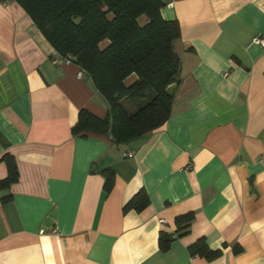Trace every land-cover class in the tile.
Instances as JSON below:
<instances>
[{"label": "crops", "instance_id": "obj_1", "mask_svg": "<svg viewBox=\"0 0 264 264\" xmlns=\"http://www.w3.org/2000/svg\"><path fill=\"white\" fill-rule=\"evenodd\" d=\"M160 13L180 30L170 115L115 142L73 133L80 111L104 119L108 101L17 2H0V159L18 172L0 191V264H264V0H166ZM140 190L148 206L124 210ZM199 239L220 254L193 257Z\"/></svg>", "mask_w": 264, "mask_h": 264}, {"label": "trees", "instance_id": "obj_2", "mask_svg": "<svg viewBox=\"0 0 264 264\" xmlns=\"http://www.w3.org/2000/svg\"><path fill=\"white\" fill-rule=\"evenodd\" d=\"M38 27L45 39L63 58L75 63L94 87L108 101L104 119L80 111L73 133H109L115 142H126L161 127L170 115L172 96L167 86L180 83V60L173 50L179 38L177 21H166L161 9L166 0H14ZM5 2V0H0ZM80 18L78 25L72 19ZM131 75L135 80L127 85ZM122 101L135 108L128 111ZM125 102V103H126ZM0 161L7 169L0 181V191L17 181L14 159L5 154ZM104 190L113 185V172L104 171ZM8 196L1 198L6 201ZM149 204L140 190L124 210L143 211ZM193 214L176 218L177 234L190 226ZM171 239L162 236L160 249H167ZM189 252L216 258L203 239L189 246Z\"/></svg>", "mask_w": 264, "mask_h": 264}, {"label": "built area", "instance_id": "obj_3", "mask_svg": "<svg viewBox=\"0 0 264 264\" xmlns=\"http://www.w3.org/2000/svg\"><path fill=\"white\" fill-rule=\"evenodd\" d=\"M5 3V2H4ZM167 6H171V4L169 3V4H167ZM253 42L254 43H256V44H258V45H260L261 47H264V39L263 38H261V37H256V38H254L253 39ZM64 60V62L65 63H69V62H71V60L70 59H68V58H64L63 59ZM79 79H85V73L82 71V70H79L78 72H77V75H76ZM126 156H130V154H127Z\"/></svg>", "mask_w": 264, "mask_h": 264}, {"label": "water", "instance_id": "obj_4", "mask_svg": "<svg viewBox=\"0 0 264 264\" xmlns=\"http://www.w3.org/2000/svg\"><path fill=\"white\" fill-rule=\"evenodd\" d=\"M80 21H81L80 18L72 19V23L74 25H78L80 23ZM175 86H176L175 84H171V85L167 86L166 89H165V93L168 96H172Z\"/></svg>", "mask_w": 264, "mask_h": 264}, {"label": "rangeland", "instance_id": "obj_5", "mask_svg": "<svg viewBox=\"0 0 264 264\" xmlns=\"http://www.w3.org/2000/svg\"><path fill=\"white\" fill-rule=\"evenodd\" d=\"M125 102H126V101H122V104L125 105V104H126Z\"/></svg>", "mask_w": 264, "mask_h": 264}]
</instances>
